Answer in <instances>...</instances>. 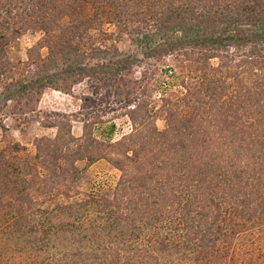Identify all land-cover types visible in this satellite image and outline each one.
<instances>
[{
  "label": "trees",
  "instance_id": "obj_1",
  "mask_svg": "<svg viewBox=\"0 0 264 264\" xmlns=\"http://www.w3.org/2000/svg\"><path fill=\"white\" fill-rule=\"evenodd\" d=\"M145 60L171 62L163 86L157 64L131 76ZM88 79L123 96L132 130L52 111L33 157L0 148V264H264V0H0V112ZM102 159L113 197H79Z\"/></svg>",
  "mask_w": 264,
  "mask_h": 264
},
{
  "label": "rangeland",
  "instance_id": "obj_2",
  "mask_svg": "<svg viewBox=\"0 0 264 264\" xmlns=\"http://www.w3.org/2000/svg\"><path fill=\"white\" fill-rule=\"evenodd\" d=\"M41 36L40 33L34 34L30 32L23 35L18 41V45L14 51L19 53L23 60H26L28 49L34 45ZM119 46L124 51L134 50L128 37L119 42ZM43 52L46 53V50ZM167 63L171 65V62ZM156 64L161 67L158 76L160 75V84L163 86L164 82L168 81L167 79L171 71L174 70V67L168 64L163 65L153 60H145L143 66L136 68L131 76L134 79L139 78L141 72L147 71ZM123 99V96L115 92L113 88L104 87L95 79H88L76 84L69 91L47 89L40 96L38 101L29 103L28 105L22 104L20 106L11 104V106L5 110L6 113L3 111L0 112V121L6 123L8 126V131L6 132L0 129V148L7 142L19 141L26 146V155L33 157L36 153L35 139L42 136H49L53 133L52 129L46 128L42 124L43 118H47L52 111L67 113L72 115L73 119L79 120L94 118L96 116H102L104 119L115 118L114 122L117 125V129L114 139H119L132 130L130 119L122 114L125 104ZM20 108H22V110H20ZM33 108L37 111H32ZM10 111L16 112V115L14 114L16 118L27 116L30 121L20 127L18 126V120H15L14 116H11ZM79 120L75 121L73 124V132L77 136L81 135L83 130V122ZM157 125L161 130L166 128V121L162 116L158 119ZM78 165L80 168H83L85 162H80ZM120 176L121 172L108 161L104 159L97 161L88 167L80 176L77 183V190L81 193L79 197H83L84 194L87 193H95L112 198ZM248 235L250 234H247V236ZM251 238L252 237H250V239ZM244 243L246 242L244 241ZM251 249L257 254H264L263 243H259L256 247L253 246Z\"/></svg>",
  "mask_w": 264,
  "mask_h": 264
}]
</instances>
